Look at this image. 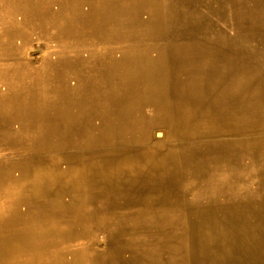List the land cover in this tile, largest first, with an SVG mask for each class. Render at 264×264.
Wrapping results in <instances>:
<instances>
[{
  "label": "rangeland",
  "instance_id": "374dc122",
  "mask_svg": "<svg viewBox=\"0 0 264 264\" xmlns=\"http://www.w3.org/2000/svg\"><path fill=\"white\" fill-rule=\"evenodd\" d=\"M263 88L264 0H0V264L264 263Z\"/></svg>",
  "mask_w": 264,
  "mask_h": 264
},
{
  "label": "bare ground",
  "instance_id": "6f19581e",
  "mask_svg": "<svg viewBox=\"0 0 264 264\" xmlns=\"http://www.w3.org/2000/svg\"><path fill=\"white\" fill-rule=\"evenodd\" d=\"M212 72L216 68H211ZM218 70V69H217ZM216 70V71H217ZM264 89V88H263ZM237 90L231 84L228 86L227 89V102L223 103L222 109L225 110L226 114L232 117L234 114V110L232 111V103L231 98H236ZM161 135V134H159ZM176 195L175 193L168 189L167 190H159L157 184L146 183L145 188L141 193L138 195V210L137 212L128 218L127 221H123V218L120 215H115L113 217V224L111 229L120 236L125 235L126 233L123 230V226L131 221L137 223L139 231L141 228H147L151 225H155L158 227L162 222H166L165 224V245L167 248L174 254H178L183 250L184 246V238H183V231L179 224V215L177 212V206L175 203ZM162 205V206H161ZM161 206V207H159ZM167 220H170V224L167 225ZM167 226L169 227L167 229ZM10 230L6 228L5 224L0 223V254H9L11 251L14 250L13 242L10 240L9 236ZM143 233V232H142ZM160 234H153L147 236L143 233L141 239H153L152 241H157L156 239L159 238ZM260 241L263 243L261 246L256 241H251L246 245V253L245 254H257V258H259V253H264V238H260ZM154 243V242H152ZM152 247V245H149ZM203 250H209L210 253H213V249L211 247H207L205 244L202 246ZM201 248V249H202ZM157 249V248H156ZM252 253V254H250ZM214 264V263H211ZM220 264H234L230 262H223ZM238 264H250L247 261L241 260ZM264 264V263H258Z\"/></svg>",
  "mask_w": 264,
  "mask_h": 264
}]
</instances>
